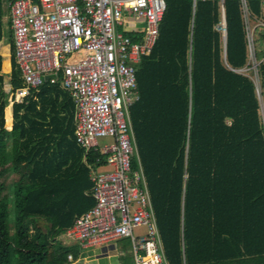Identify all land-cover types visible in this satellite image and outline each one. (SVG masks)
<instances>
[{"label": "trees", "instance_id": "obj_1", "mask_svg": "<svg viewBox=\"0 0 264 264\" xmlns=\"http://www.w3.org/2000/svg\"><path fill=\"white\" fill-rule=\"evenodd\" d=\"M13 1L0 0V44ZM165 3L156 43L136 70L130 121L166 259L264 264L261 4L246 0L260 61L255 78L237 72L251 65L241 0L224 1L226 50L219 0ZM9 45V83L0 51V264H73L80 251L61 239L95 205L90 173L104 156L78 145L74 101L48 83L37 101L14 105L7 128L11 95L23 87L11 30Z\"/></svg>", "mask_w": 264, "mask_h": 264}, {"label": "built area", "instance_id": "obj_2", "mask_svg": "<svg viewBox=\"0 0 264 264\" xmlns=\"http://www.w3.org/2000/svg\"><path fill=\"white\" fill-rule=\"evenodd\" d=\"M219 1L223 22L218 30L224 38L225 0ZM257 1L264 13V0ZM241 2L251 65L237 72L253 71L256 78L260 61L254 56V26L246 0ZM9 10L23 81L11 95L9 109L29 98L37 101L46 83L60 87L76 106L78 145L86 152L99 151L103 167L112 169L98 173L99 168H91L95 205L63 238L83 249L129 239L136 264H168L130 121V111L139 102L136 70L159 36L165 0H15ZM138 23L144 32L137 40L120 31ZM105 138L115 144L102 149L99 139ZM137 228L146 234L136 236Z\"/></svg>", "mask_w": 264, "mask_h": 264}, {"label": "crops", "instance_id": "obj_3", "mask_svg": "<svg viewBox=\"0 0 264 264\" xmlns=\"http://www.w3.org/2000/svg\"><path fill=\"white\" fill-rule=\"evenodd\" d=\"M6 20L9 21V23H11L10 10L8 12ZM222 22H223V18H222ZM10 30H11V27H10ZM120 31L125 33L126 35L132 34V38L135 37V40H137L139 38V35H141L144 32V25L138 23L134 26L133 24L126 28H120ZM9 65L11 68L10 61H9ZM10 120H11L10 126L7 121L8 129H11L13 126V108L10 110ZM63 237L64 235L62 236V239H61L62 241L64 239ZM64 240L65 242L64 241L63 242L66 245L71 246V247H78L80 251V255L77 259L73 257V260L71 261L73 264H125L124 262L127 259L130 262H133L134 264H136L135 256H134L133 249H132V243L129 239H122L117 242H112V243L104 244L101 246L90 247L86 249H83L80 246V244L77 242H73L71 240H66V239Z\"/></svg>", "mask_w": 264, "mask_h": 264}, {"label": "rangeland", "instance_id": "obj_4", "mask_svg": "<svg viewBox=\"0 0 264 264\" xmlns=\"http://www.w3.org/2000/svg\"><path fill=\"white\" fill-rule=\"evenodd\" d=\"M5 11H6V17L8 15V12H9V5L8 4H5ZM7 20H4V39L2 41V43L0 44V51L2 53V55H4L6 58H5V63H4V67H3V74L4 75H7V78L5 79V82L6 83H9L10 81V74H11V68H10V65H9V61H10V45H9V25L8 23L6 22ZM250 26H252V23H250ZM74 59H78V56H75ZM99 144H100V147L103 149L105 147H110L112 145L115 144V141L114 139L112 138H105V139H99ZM112 169L109 167H100L98 169V173H107V172H111ZM13 222V210H11V207H10V225L12 224ZM134 233L136 236H142V235H145L146 234V230L144 228H137L134 230ZM63 241L65 242V240L63 239Z\"/></svg>", "mask_w": 264, "mask_h": 264}, {"label": "water", "instance_id": "obj_5", "mask_svg": "<svg viewBox=\"0 0 264 264\" xmlns=\"http://www.w3.org/2000/svg\"><path fill=\"white\" fill-rule=\"evenodd\" d=\"M224 24H225V31L226 34L224 35V43H225V50H226V46H227V27H226V19L224 17Z\"/></svg>", "mask_w": 264, "mask_h": 264}, {"label": "clouds", "instance_id": "obj_6", "mask_svg": "<svg viewBox=\"0 0 264 264\" xmlns=\"http://www.w3.org/2000/svg\"><path fill=\"white\" fill-rule=\"evenodd\" d=\"M7 109H9V107Z\"/></svg>", "mask_w": 264, "mask_h": 264}]
</instances>
